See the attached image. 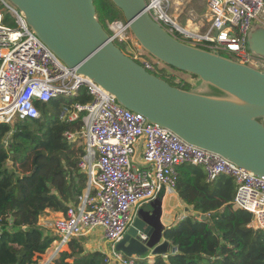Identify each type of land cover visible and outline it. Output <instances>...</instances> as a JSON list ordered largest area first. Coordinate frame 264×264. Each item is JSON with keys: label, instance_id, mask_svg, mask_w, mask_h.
I'll use <instances>...</instances> for the list:
<instances>
[{"label": "built area", "instance_id": "built-area-1", "mask_svg": "<svg viewBox=\"0 0 264 264\" xmlns=\"http://www.w3.org/2000/svg\"><path fill=\"white\" fill-rule=\"evenodd\" d=\"M163 1L145 0L146 12L168 35L214 55L226 53L235 63L264 70V61L248 48L252 25L264 28V0H208L209 24L202 33L186 32L176 25L163 11ZM0 5L16 26L5 25L7 20L0 9V123L38 119L36 103L71 100L81 90L90 97L85 105L68 102L59 111V120L67 122L83 114L81 129L65 132L64 137L69 144L79 141L83 145L78 168L87 175L88 183L78 202L53 222V240L42 264L55 260L73 239L93 231L102 233L105 264H134L138 259L117 252L115 243L132 224L137 208L174 191L177 168L183 164L201 167L207 181L220 176L232 178L236 184L232 208L250 213L253 229L264 231V177L189 145L166 128L147 124L141 114L125 109L100 85L61 62L36 37L13 4L0 0ZM106 27L113 44L134 40L139 47L126 22L115 20L107 22ZM129 52V58L152 74L154 67L145 53ZM141 139L138 164L133 157Z\"/></svg>", "mask_w": 264, "mask_h": 264}, {"label": "water", "instance_id": "water-1", "mask_svg": "<svg viewBox=\"0 0 264 264\" xmlns=\"http://www.w3.org/2000/svg\"><path fill=\"white\" fill-rule=\"evenodd\" d=\"M37 38L68 68L113 95L147 124L166 128L189 145L218 154L239 168L264 177V70L244 66L182 43L146 12L145 0H111L140 45L158 62L196 76L226 94L217 98L170 86L123 54L95 16L93 0H8ZM249 51L264 61V28L248 36ZM143 139L133 162L138 163ZM161 199L139 209L115 243L127 258L174 254L163 241ZM201 221L206 217L201 215ZM145 237V240L142 239Z\"/></svg>", "mask_w": 264, "mask_h": 264}, {"label": "trees", "instance_id": "trees-1", "mask_svg": "<svg viewBox=\"0 0 264 264\" xmlns=\"http://www.w3.org/2000/svg\"><path fill=\"white\" fill-rule=\"evenodd\" d=\"M93 5L106 32L107 22L124 21L111 0H93ZM114 45L123 53L122 43ZM159 71L152 74L189 92L171 74ZM68 102L85 105L90 97L81 90L71 100L36 103L38 119L0 123V264H38L53 240L38 224L39 218L46 210L65 212L87 187L88 177L78 168L83 145L69 144L64 137L65 132L81 129L83 114L73 122L59 120L60 108ZM235 190L230 177L207 181L201 167L179 166L174 191L197 215L164 231L176 252L166 259L156 257L152 264H264V231L253 229L250 213L232 208ZM201 215L206 219L201 221ZM67 248L51 264H68L69 259L72 264H105L102 253H86L74 239ZM134 264L149 263L142 258Z\"/></svg>", "mask_w": 264, "mask_h": 264}, {"label": "rangeland", "instance_id": "rangeland-1", "mask_svg": "<svg viewBox=\"0 0 264 264\" xmlns=\"http://www.w3.org/2000/svg\"><path fill=\"white\" fill-rule=\"evenodd\" d=\"M148 1V0H146ZM208 0H164L162 3V9L163 11L172 19V21L178 25L180 28H185L188 22H191L194 26L193 33L197 32H204L206 28L208 27V6H207ZM0 9H2V14L4 17H6L7 23H5L6 26L9 27H16L13 24V21L9 19V16L6 14L5 9L2 5H0ZM125 22V21H123ZM256 26L252 25V28ZM191 32V33H192ZM122 49L124 50L123 53L127 56H131L132 54L129 51H133V53H145V59L151 63L154 67V72L159 73L160 69L164 70L165 72L171 74L173 76L174 81H180L183 84V87L188 86V90L190 93L204 95V96H211V97H217V98H229L226 94L222 93L221 91L215 89L214 87L203 83L199 78H196V76L190 75L188 73L180 72L178 70L171 69L170 67L162 64L161 62H158L156 59H154L152 56H150L147 52L140 49L135 45V41H127L125 43H122ZM198 49H203L201 47H198ZM220 56L229 59V56L226 53H220ZM264 63V62H262ZM261 124L264 126V119L260 120ZM147 204H142L141 206L146 207ZM174 206V205H173ZM172 216H177L180 213V208H173L172 209ZM55 213V212H53ZM58 214V213H57ZM60 214V213H59ZM50 215L49 221L52 224L57 218H59L60 215ZM43 215L41 218H44ZM169 216V217H172ZM40 219L38 220V222ZM40 223V222H39ZM90 235V234H89ZM102 237V234L98 233V231H94L91 234V240H92V246L97 245L100 249L102 246V243L99 242L100 238ZM95 247V246H94ZM67 247L63 248L62 251H68ZM85 249V248H84ZM86 250V249H85ZM61 251V252H62ZM48 253V252H47ZM45 252L42 259L38 262V264H42L47 260V254ZM59 257V256H58ZM57 259V258H56ZM68 264H72V260H66Z\"/></svg>", "mask_w": 264, "mask_h": 264}, {"label": "crops", "instance_id": "crops-1", "mask_svg": "<svg viewBox=\"0 0 264 264\" xmlns=\"http://www.w3.org/2000/svg\"><path fill=\"white\" fill-rule=\"evenodd\" d=\"M188 26V23H187V25H186V27ZM194 25L192 24V28H191V30L193 31L194 29V27H193ZM186 27L184 28L185 29V31H187V29H186ZM188 31V32H192V31ZM140 156H141V153H140V155H139V157H138V162H140ZM160 199H161V209H162V216H161V219H160V221H161V224L163 225V227H164V229L166 230V229H168V228H170V227H174V226H176L179 222H180V219L182 218V217H188V216H196L197 214H195L194 212H192V210H191V208L190 207H188V206H186V205H184L182 202H181V200L178 198V196H177V194H176V192L175 191H172V192H169V193H166V194H162L161 196H160ZM147 205H146V207L145 206H140L139 208H137V210H136V214H137V212H138V210L139 209H147L148 208V204L149 203H146ZM174 205V206H173ZM180 208V213L177 215V216H172V212H173V208ZM52 214H54V215H58L56 212L55 213H53V212H51V211H49V210H46L45 211V214L44 215H46V216H44V218H39L40 219V223L38 222V224L41 226V227H43L45 230H47V232H48V234L49 235H51L52 236V232H51V227H52V224L50 223V221H49V216L50 215H52ZM169 216H172V217H169ZM136 217V216H135ZM94 232V231H93ZM92 232V233H93ZM91 233V234H92ZM98 233H100V234H102L100 231H98ZM91 234L90 235H88V236H86V237H79V238H77V239H74L77 243H79V244H81L82 246H83V249L85 250V252L86 253H92V252H100V253H104L105 252V250H106V245H105V243L103 242V240H102V237L100 238V240H99V242H101L102 243V246H101V248L99 249L98 248V246L97 245H94V246H92V240L90 239L91 238ZM165 239H164V236H163V241H164ZM166 241V240H165ZM67 247V246H66ZM66 247H64V248H66ZM170 248H172V246H171V244H170ZM68 249V248H67ZM66 249V250H67ZM63 250V249H62ZM61 250V251H62ZM47 252H49V249L46 251V253ZM176 252V251H175ZM104 255V254H103ZM168 255H170V251L168 252V254L166 255V256H168ZM55 258H58V255L55 257ZM142 259V258H141ZM147 259V261H148V263L149 264H152L153 262H154V257H152V256H150V255H148V257L146 258ZM49 264H51V263H49Z\"/></svg>", "mask_w": 264, "mask_h": 264}, {"label": "bare ground", "instance_id": "bare-ground-1", "mask_svg": "<svg viewBox=\"0 0 264 264\" xmlns=\"http://www.w3.org/2000/svg\"><path fill=\"white\" fill-rule=\"evenodd\" d=\"M191 28H192V23H191V22H188V26L186 27V29H187L186 32L190 31ZM183 29H184V28H183ZM184 31H185V29H184ZM191 31H192V30H191ZM48 253H49V252H48Z\"/></svg>", "mask_w": 264, "mask_h": 264}]
</instances>
